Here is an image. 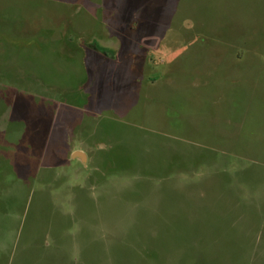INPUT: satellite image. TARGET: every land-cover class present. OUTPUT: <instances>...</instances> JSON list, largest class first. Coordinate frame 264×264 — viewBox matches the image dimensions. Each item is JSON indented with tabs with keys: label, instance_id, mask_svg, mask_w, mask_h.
Returning a JSON list of instances; mask_svg holds the SVG:
<instances>
[{
	"label": "rangeland",
	"instance_id": "obj_1",
	"mask_svg": "<svg viewBox=\"0 0 264 264\" xmlns=\"http://www.w3.org/2000/svg\"><path fill=\"white\" fill-rule=\"evenodd\" d=\"M127 4L0 0V264H264V0Z\"/></svg>",
	"mask_w": 264,
	"mask_h": 264
},
{
	"label": "crops",
	"instance_id": "obj_2",
	"mask_svg": "<svg viewBox=\"0 0 264 264\" xmlns=\"http://www.w3.org/2000/svg\"><path fill=\"white\" fill-rule=\"evenodd\" d=\"M167 2L169 3V0H128L124 17L128 20L136 18L138 25L118 29L121 35L126 39L139 36L142 42L157 45V38L167 29L171 19L170 11L165 8ZM105 55L108 57L106 53Z\"/></svg>",
	"mask_w": 264,
	"mask_h": 264
},
{
	"label": "water",
	"instance_id": "obj_3",
	"mask_svg": "<svg viewBox=\"0 0 264 264\" xmlns=\"http://www.w3.org/2000/svg\"><path fill=\"white\" fill-rule=\"evenodd\" d=\"M74 158H79L81 160H86V154H84L82 151H77L73 154Z\"/></svg>",
	"mask_w": 264,
	"mask_h": 264
}]
</instances>
